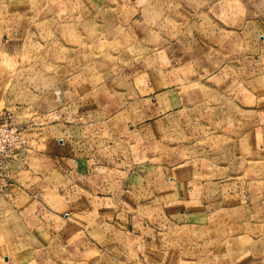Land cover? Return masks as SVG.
I'll use <instances>...</instances> for the list:
<instances>
[{
  "label": "crops",
  "instance_id": "0c3cea01",
  "mask_svg": "<svg viewBox=\"0 0 264 264\" xmlns=\"http://www.w3.org/2000/svg\"><path fill=\"white\" fill-rule=\"evenodd\" d=\"M188 2L197 10L194 15L190 12L189 24L206 39L205 49L183 48V52L170 56L166 47L144 45L140 57L132 61L140 62V67L131 64L127 69L130 78L140 73L133 82H126L127 94H140L131 105H147L154 93L158 112L162 108L163 116L156 117L155 138L160 141L156 146L149 144V127L155 124L145 125L149 119L146 110L140 108V125L132 127L135 118L126 111V93H113L108 98L94 94L81 102L77 111L60 120L52 118L42 126L48 133L45 152L40 159L30 160L42 165L38 175L44 181L43 188L21 189L11 199L19 203L17 214L23 218L22 224L31 221L37 238L42 239L44 246L39 247L46 249L42 255L47 261L54 263L61 255L59 264L79 263L86 255L111 247L118 239L123 241L124 234L131 239L133 232L126 228L133 218L146 219L144 214L152 210L163 214L169 206L172 218L203 222L204 229L194 225L201 232L213 233L214 224L226 215L236 217L232 223L241 229L231 239H208L206 252H189L188 261L182 264H264V232L255 229L263 221L264 213L259 211L264 198L255 200L254 215L247 218L255 198L249 199L250 192L240 195L241 188H231V184L239 185L240 179L242 185L263 186L264 175L262 178L258 172L264 168V156L245 160L240 155V162L248 166L239 168L237 161L234 165L238 170L258 169L257 176L245 181L240 172L227 174L234 165L226 166L223 160L217 165L195 153L192 159L178 162L176 144L166 150L163 140L166 119L180 118L207 99L213 104L214 98L232 112L226 117L233 120L231 135L238 138V156L240 152L258 153L264 144V0H144L140 18L129 20L130 33L131 27L157 29L170 24L165 13L181 12ZM177 20L180 25V18ZM233 36L243 41H230ZM246 48L252 58L247 67ZM214 56H221V68ZM214 68L221 73H213ZM203 72L211 75L202 76ZM138 80L142 83L136 86ZM28 148L36 149L35 139L29 140ZM17 163L12 162L13 168ZM219 247L222 250L212 251ZM39 252L36 250L37 256ZM181 258L174 256L169 264H179Z\"/></svg>",
  "mask_w": 264,
  "mask_h": 264
},
{
  "label": "rangeland",
  "instance_id": "374dc122",
  "mask_svg": "<svg viewBox=\"0 0 264 264\" xmlns=\"http://www.w3.org/2000/svg\"><path fill=\"white\" fill-rule=\"evenodd\" d=\"M52 4L60 6L55 7ZM142 4H145L144 0H59V3L55 0H0V113L9 116L10 124L20 130L26 146L16 158L10 159L5 169L6 191L0 193V264L60 262L61 255L54 263L47 261V256L42 255L46 251L39 247L44 246L42 239L37 238L31 221L25 223L24 220L25 226L22 224L23 218L17 214L19 203L11 199L17 196L21 189L43 188L44 181L38 175L42 165L30 160L40 159L45 152L48 133L42 126H46L52 118L60 120L68 116V113L77 111L80 103L89 101L94 94L108 98L113 93L128 92L126 82H133L134 77L140 73L131 74L130 78L127 69L131 64L140 67V62L132 61L142 53L140 48L144 45L151 49L166 47L170 56L183 52V48L205 49L206 39H202L196 26L189 24V21H192L190 16L197 11L190 7L189 2L181 12L171 10L165 13L170 24L159 26L157 29L144 27L145 30L143 27L142 30L131 27V34L129 20L132 17L140 18ZM156 12L154 9L153 16H156ZM177 18H180V25L176 24ZM234 38L238 42L243 41L235 36L229 40ZM249 52L246 48V67L252 62ZM214 58L220 67L221 56ZM251 68L254 69V65ZM216 70L214 68L213 73H221V70ZM205 75L211 73L203 72L202 76ZM140 83L141 80L136 81V86ZM124 96H127L126 102L129 103L126 111L135 118L132 127L140 125V108L146 110L149 116L144 122L145 125L155 124L149 127L152 133L149 144L156 146L160 142L155 138L156 117L158 114L163 116V111L161 108V112H158L155 94H150L153 99L145 106L131 105L140 94L130 92ZM214 101L217 100L213 98V104H210L207 99L197 106L198 109L187 111L180 118L166 119L163 139L165 149L173 148L176 144V161L181 163L187 158L192 159L195 153L217 165H221L223 160L226 166L243 161L239 159L240 155L245 156V160L263 159L264 144H261L258 153L239 151L238 156V148L235 146L238 138L231 135L233 120L229 115L226 117V114L232 112L228 106L222 105L220 100L216 103ZM164 126L162 124L161 129ZM32 139L36 141L34 150L28 148L29 140ZM132 139L134 141L135 136ZM188 145L191 148L187 147ZM184 148L186 152L194 153L189 155L185 153ZM15 161L18 163L13 168L11 164ZM170 162L172 165L171 160ZM240 164L239 168L248 166L247 163ZM238 172L246 181L247 178L257 176L258 169L238 170L234 165L227 170L229 175ZM258 173L263 178L264 168ZM240 182L242 179L239 180V185L231 184V188H241L240 195L250 192L249 199L255 198L250 210L245 214L250 218L254 215L255 200L264 198V185H242ZM236 193L239 195L238 191ZM168 207L164 210V215L152 210L144 214L146 219L133 218L129 221L126 230L133 232L131 239L126 238L129 235L124 234L123 241L118 239L111 247L104 246L100 251L78 260L79 263L72 264H169L174 256H181L179 264H182L185 260L188 261L189 252L195 255L206 252L208 239L213 241L215 236L221 239L229 236L228 239H231L241 231L237 224L232 223L237 221V218L226 215L214 224L213 233L201 232L194 225L204 229L203 222L195 224L194 220L180 221L178 216L172 218V213L167 211ZM260 209L261 211H258L264 213V205H260ZM260 219L263 221L255 226V229L263 233L264 217ZM249 221L246 220V223ZM225 222L229 223L226 225ZM255 234L259 235L256 232ZM131 243L132 248L129 245ZM36 250H40L38 256ZM220 250L222 248L219 247L212 251Z\"/></svg>",
  "mask_w": 264,
  "mask_h": 264
},
{
  "label": "built area",
  "instance_id": "2783aa9c",
  "mask_svg": "<svg viewBox=\"0 0 264 264\" xmlns=\"http://www.w3.org/2000/svg\"><path fill=\"white\" fill-rule=\"evenodd\" d=\"M9 121L6 113H0V193L6 191L5 169L10 159L16 158L21 149L26 147L20 130L12 126Z\"/></svg>",
  "mask_w": 264,
  "mask_h": 264
}]
</instances>
